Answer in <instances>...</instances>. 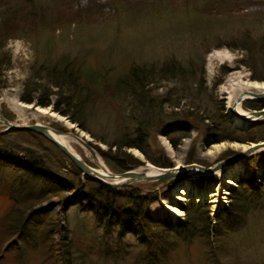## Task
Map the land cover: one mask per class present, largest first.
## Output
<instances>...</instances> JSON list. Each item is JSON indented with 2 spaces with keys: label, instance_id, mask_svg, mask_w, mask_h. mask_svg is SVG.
Segmentation results:
<instances>
[{
  "label": "rangeland",
  "instance_id": "rangeland-1",
  "mask_svg": "<svg viewBox=\"0 0 264 264\" xmlns=\"http://www.w3.org/2000/svg\"><path fill=\"white\" fill-rule=\"evenodd\" d=\"M3 8H23L24 13L31 9L45 21L44 28L25 29L21 25L5 42L8 62L4 60L1 73L0 116L5 114L9 118L7 121L15 126L38 123L106 151L105 142H114V136L125 124L128 114L125 102L107 97L89 101L82 130L68 118L54 113L51 106L47 110L63 121L36 113L33 103L21 102L19 97L26 79L35 73L38 83L48 87L46 70L66 63L81 72H91L99 79L111 80L125 75L132 65L159 67L174 60L183 68L181 76L153 79L148 87L165 112L178 117L174 125L168 123L166 128L160 125L152 131L157 148L171 166L181 168L186 165V156L193 146L192 156L201 163L193 164L211 167L240 152V147L246 146L242 142L247 136H259L264 132V126L257 129L253 124L244 125L229 114L233 103L229 107L230 94L226 89L234 78L240 83L264 84L250 79L252 69L249 66L250 56L254 54L259 60L258 68L264 69V0H0V13ZM247 39L255 43L254 52L245 49L243 43ZM212 55L221 60L209 61ZM184 67L194 70L192 78L184 77ZM199 78L202 79L201 88L197 87ZM246 91L258 94L251 88ZM244 97L242 100L247 101L236 107L242 115L243 111H252L245 105L254 99ZM56 99L49 98L51 102ZM171 105L177 108L172 109ZM220 111L226 117L225 122L215 119L212 124L211 119ZM188 112L193 113L190 115L193 119H187ZM184 124L188 127V137L182 138L179 133L170 131L180 130ZM203 125L214 130L206 127V133L201 132L198 136L197 126ZM2 128L0 123V130ZM162 130L168 133L163 135ZM211 132L215 133V139L222 141L214 143ZM171 139L176 142L175 147L171 145ZM70 142V149L90 168L98 169L99 162L107 172L117 174L106 166L94 149L95 159H92L77 141L71 139ZM127 152L143 164L133 171L144 172L146 165H151L137 149ZM50 154L54 162L60 161L58 151L52 149ZM192 172L197 177L183 178L179 185L176 180H166L150 187L157 199L148 203L146 213L150 219L164 224L179 223L184 216L179 206L198 202L201 198L210 210L209 246L193 240L187 248L177 247L163 264H264V151L213 175L200 176L201 172L196 168ZM227 179L232 180L233 185H226ZM242 179L250 180L251 187L258 190L249 194L251 203L241 222L216 240L212 237L218 227L214 216L229 206V189ZM43 185L45 182L20 171L0 167V216L9 206L8 196L19 199ZM165 205L173 206L179 214H172ZM53 210L58 213L59 226L65 228L66 236V240L53 238L54 251L67 250L69 264H136L134 257L146 258L145 251H148L134 236L122 233L120 227L105 228L91 214L72 207L65 213L57 207ZM38 221L48 222L45 217ZM29 227L31 224L22 229L23 237L34 242ZM17 247L7 251L0 249V264H55L54 259L45 258L46 248L22 250ZM208 247L214 256L208 255ZM158 250V246L153 245L150 254Z\"/></svg>",
  "mask_w": 264,
  "mask_h": 264
},
{
  "label": "trees",
  "instance_id": "trees-1",
  "mask_svg": "<svg viewBox=\"0 0 264 264\" xmlns=\"http://www.w3.org/2000/svg\"><path fill=\"white\" fill-rule=\"evenodd\" d=\"M3 9L0 13V86L4 60L8 62L7 54L4 52L6 40L13 37L21 25L25 29H31L33 26L44 28L45 22L43 16L39 14L36 16L34 14L36 12L31 9L27 13H24L23 8ZM247 40L243 43L245 49L248 52H254L253 45L255 43ZM258 61L254 54L253 57L250 56L249 66L252 69L250 79L264 82V69L258 68ZM258 69L260 71L255 72ZM198 70L201 77V67ZM182 72L183 68L176 61L170 60L159 67L153 64L148 67L132 65L125 75L106 80L104 77L99 79L91 72H81L76 66L73 67L66 63L59 64L46 70L48 77L45 79L49 83L48 87L38 83V76L35 73L26 79L19 100L25 104L34 103L41 108L51 106L54 113L68 118L71 123L77 124L83 130L85 117L88 113L85 110L89 111L87 107L89 101L105 97L109 100L120 99L126 103L128 114L122 129L114 136V142H105L106 151L100 150L96 146L90 145V147L94 149L106 166L116 173L134 170L143 165L127 152L132 148L137 149L152 166L165 169L172 167L171 163L157 148L152 138V131L160 125L165 128L168 123L174 125L178 121V117L175 114L166 113L163 105L151 96L148 87L152 84L150 80L160 77L173 78L176 75L180 77ZM193 73L194 70L184 67V77L190 79L193 77ZM197 87H202L201 78L198 79ZM51 96L58 99L51 102L49 100ZM259 104L250 102L245 107L250 110H259ZM170 107L177 108L175 105ZM72 108L75 110L71 112ZM92 109L93 106L90 108L91 113ZM187 114H189L186 115L188 120L193 119L192 116L190 117L193 113L188 112ZM1 116L9 120L5 114L1 113ZM215 119L225 122L226 117L220 111L219 115L211 119L212 124ZM253 125L260 129L261 126H264V121ZM202 127L204 128L202 129ZM202 127L197 126L198 136L201 132L206 133V127L209 128L207 125ZM209 130L212 131L214 128L210 127ZM170 131L179 133L182 138L189 136L186 124L181 126L180 130ZM161 132L163 135L168 133L165 130ZM210 135L215 139V133L211 132ZM247 137L242 143L264 141V132H261L259 136ZM215 140L214 143L222 141L221 139ZM170 143L175 147L176 142L171 139ZM52 149L57 151L53 145L36 133L9 132L0 135V167H10L30 178L45 182V185L37 191H30L19 199L8 196L9 206L0 216L1 250L17 249V246L22 250L46 248L45 250L48 252L45 256L46 259H54L55 264H69L67 250L61 249V251L58 250V253L54 251L56 245L54 237L66 240L65 228L59 226L58 213L53 210L56 207L64 213L72 207L81 213L91 214L97 223H103L105 228L118 226L123 229L122 233L134 236L140 245L148 251H145L146 258H144L145 256L134 257L133 263L135 260L136 264H163L168 261V255L177 247L187 248L193 240H200L209 246L208 237L211 226L208 204L200 201L179 206L184 214L179 223L164 224L152 220L146 213V207L148 203L156 200L157 196L150 191V187L165 181L138 182L120 188L101 185L83 177L59 152L60 161L54 162L50 154ZM192 151L193 146L186 156V164H201L194 160ZM257 190V188L251 187V181L247 179L239 180L235 187L229 189V206L215 214L214 220L218 227L214 230L212 237L219 240L228 233L227 231L241 222L251 203L249 194ZM40 217L47 218L48 222L42 224L41 221H38ZM28 224H31L28 229L32 237H35L34 242L23 237L22 229ZM153 245L158 246L159 250L150 254ZM208 249V255L214 256L210 247Z\"/></svg>",
  "mask_w": 264,
  "mask_h": 264
},
{
  "label": "water",
  "instance_id": "water-1",
  "mask_svg": "<svg viewBox=\"0 0 264 264\" xmlns=\"http://www.w3.org/2000/svg\"><path fill=\"white\" fill-rule=\"evenodd\" d=\"M243 95L252 96L254 99L248 101L260 103L261 104L260 109L252 110L249 112L243 111V115L239 114L238 111H236V107L239 106L243 101H247V100H242ZM243 95L240 94L233 102V104L228 110L229 114L234 119L242 121L244 125H252L255 122L264 120V98H262L260 94H251L247 92H245ZM31 105L33 106V108L43 109L41 107H38L34 103ZM50 113H52V111H50ZM0 123L3 126L2 130H0V135L9 132L36 133L40 135L44 140L49 142L51 145H53L57 149V151L60 154H62L80 172V174L83 177H86L98 184L110 186V187H116V188L121 186L131 185L133 183H138V182H159L166 180L168 181L176 180L177 184L179 185L182 183L183 178H190L189 170L192 168H196L198 171L204 173L206 176L213 175V173L218 170H221L228 166L235 165L238 162L243 161L251 157L252 155H255L256 153L264 151V141H259V142L246 143L247 148L245 150L240 151L231 157L225 158L224 160H221L218 163L214 164L213 166L207 168L191 163V164L182 165L180 166L181 168H176V166H172L170 168H165V169L156 168L157 173L152 175H147L145 172H137L133 170L125 171L117 174H113L109 172H107V174H103L97 172L93 168H90L80 158L69 152L64 146H62L56 140L52 139V137L50 136V132L54 134H62L57 130L50 129L38 123H34L27 126H15L9 123L7 120H5L2 116H0ZM76 141L89 153L92 159H95L94 151L88 145V143L80 140L77 137H76ZM103 171L106 172L104 168ZM200 200L201 198H199L198 202Z\"/></svg>",
  "mask_w": 264,
  "mask_h": 264
},
{
  "label": "bare ground",
  "instance_id": "bare-ground-1",
  "mask_svg": "<svg viewBox=\"0 0 264 264\" xmlns=\"http://www.w3.org/2000/svg\"><path fill=\"white\" fill-rule=\"evenodd\" d=\"M210 60H218L219 61V60H221V57H217L215 55H212L209 58V61ZM227 88H228V92L227 93L230 94V96H228L229 98L227 99L229 107H230L231 103H233L240 94L243 95L244 92H247L248 93V91H246V90H248L249 88H251L252 90H254L255 93L260 94V96L262 98H264V84H252L251 85V84H248L247 81L246 82H243V83H240L239 80H237V79L234 78L233 80H230L228 82V84L226 86V89ZM244 98L245 99H247V98L248 99H253V97H248L247 95H245ZM34 111L36 113L40 114V115H45L46 114V115H49V116H51L53 118H56L57 120L63 121V119L61 117L57 116L56 114L50 113L47 109L35 108ZM239 112H241V111H239ZM50 136L52 137V139L56 140L58 143H60L62 146H64L69 152H71L72 154H74L75 156H77L73 152L74 150L72 151L70 149V145L71 144L69 145V142H70L71 139H72V141L73 140L76 141V139L74 137L69 136V135H66V134H54L52 132H50ZM70 143H72V142H70ZM246 148H247L246 146H242V147H240V150L243 151ZM97 164H98V169H96V171L99 172V173L107 174V170H106V172H104L102 165L99 162H97ZM193 169H195V168H192V169L189 170V175H190L191 178L197 177L196 174H193V172H192ZM144 172L147 175H152V174L157 173V170L153 166L147 164L146 167H145V169H144ZM201 175H205V174L201 172L200 176ZM226 185H233V181L232 180L230 181V179H227ZM187 190L189 191V188ZM175 198L178 199L177 197H175ZM165 208H167L172 214H177V215L179 214V212L173 206L168 207L167 205H165Z\"/></svg>",
  "mask_w": 264,
  "mask_h": 264
}]
</instances>
